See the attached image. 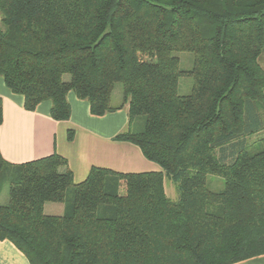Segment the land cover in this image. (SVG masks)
Returning <instances> with one entry per match:
<instances>
[{
    "label": "trees",
    "instance_id": "16d2710c",
    "mask_svg": "<svg viewBox=\"0 0 264 264\" xmlns=\"http://www.w3.org/2000/svg\"><path fill=\"white\" fill-rule=\"evenodd\" d=\"M0 13V76L26 110L49 100L51 117L68 120L70 92L96 116L127 106L129 127L114 140L161 167L93 166L76 182L58 153L13 164L0 152V194L9 190L0 240L29 264H234L264 255V148L247 142L264 128V0H0ZM180 51L193 54L191 70ZM183 76L193 79L188 95L179 93ZM208 175L224 189H210ZM50 202L66 211L46 213Z\"/></svg>",
    "mask_w": 264,
    "mask_h": 264
},
{
    "label": "crops",
    "instance_id": "0c3cea01",
    "mask_svg": "<svg viewBox=\"0 0 264 264\" xmlns=\"http://www.w3.org/2000/svg\"><path fill=\"white\" fill-rule=\"evenodd\" d=\"M0 97L4 115L0 125V152L10 163L21 164L58 153L67 158L76 182L84 181L93 166L120 172L161 170L157 163L143 155L138 146L114 140L129 127L127 106L96 116L90 112L87 100L70 92L71 116L68 120L58 121L51 117V101L42 102L35 111L26 110L24 96L11 92L1 76ZM69 130L75 133L73 140L68 139ZM170 183H166L165 177L166 194L175 200L177 188ZM65 211L63 203L45 204L48 214H63ZM0 264H29V261L11 241L0 240ZM234 264H264V256Z\"/></svg>",
    "mask_w": 264,
    "mask_h": 264
},
{
    "label": "rangeland",
    "instance_id": "374dc122",
    "mask_svg": "<svg viewBox=\"0 0 264 264\" xmlns=\"http://www.w3.org/2000/svg\"><path fill=\"white\" fill-rule=\"evenodd\" d=\"M174 55L179 57L180 66L183 70H191L193 68L194 56L191 52L180 51V52H175ZM261 64L264 67V53L262 54V57H261ZM192 89H193L192 77H189V76L181 77L179 93L182 95H188L192 92ZM122 96H123L122 85L118 83L116 84L115 89L112 94V104L116 106L119 103H121ZM262 115H263V123H264V112L262 113ZM262 139H264V128L257 134L248 138L247 140L248 144H252L250 146V149L252 152L260 151L261 149L264 148V145H263L264 142ZM169 180L171 179L169 177H166L167 184H169L170 182H172V184L174 183L173 180L172 181H169ZM207 182H208V187L214 191H221L224 189L225 180L222 177L215 176V175H208ZM8 202H9V190H8V186L5 185L0 194V205H7Z\"/></svg>",
    "mask_w": 264,
    "mask_h": 264
}]
</instances>
